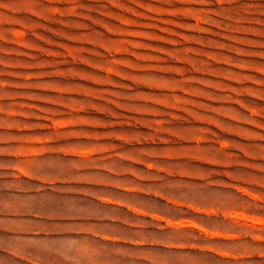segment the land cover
Returning <instances> with one entry per match:
<instances>
[{"label":"rangeland","instance_id":"obj_1","mask_svg":"<svg viewBox=\"0 0 264 264\" xmlns=\"http://www.w3.org/2000/svg\"><path fill=\"white\" fill-rule=\"evenodd\" d=\"M0 264H264V0H0Z\"/></svg>","mask_w":264,"mask_h":264}]
</instances>
